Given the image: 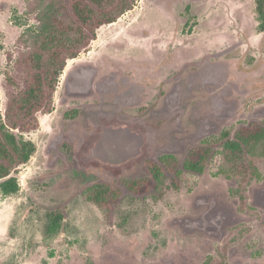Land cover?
I'll use <instances>...</instances> for the list:
<instances>
[{"label": "rangeland", "instance_id": "obj_1", "mask_svg": "<svg viewBox=\"0 0 264 264\" xmlns=\"http://www.w3.org/2000/svg\"><path fill=\"white\" fill-rule=\"evenodd\" d=\"M255 1L138 0L98 30L68 62L53 112L26 135L37 151L18 172L20 191L0 192V264H264V159L245 210L231 193L237 182L216 175L218 156L203 175L182 167L205 139L264 121ZM28 4L0 0V113L7 54L37 24ZM109 129L134 134L121 155L108 144L121 162L92 156ZM164 155L178 160V177L167 174L158 192L124 189ZM94 183L123 190L110 210L84 200ZM56 209L64 230L47 241L46 213Z\"/></svg>", "mask_w": 264, "mask_h": 264}, {"label": "trees", "instance_id": "obj_2", "mask_svg": "<svg viewBox=\"0 0 264 264\" xmlns=\"http://www.w3.org/2000/svg\"><path fill=\"white\" fill-rule=\"evenodd\" d=\"M28 17L37 24L29 26L19 37L16 48L7 54L2 87L4 112L0 113V192L11 196L20 191L17 178L21 167L37 151L26 138L40 129V118L53 112L60 78L68 61L77 59L97 40V32L116 23L134 10L138 0H27ZM258 29L264 34V0L255 1ZM1 99V93H0ZM76 114V111H74ZM68 117V113L64 115ZM218 156L217 176L236 181L231 191L247 209V186L259 176L257 162L264 159V121L242 123L237 130L225 129L218 136L205 139L189 151L182 162L183 170L203 175L210 160ZM179 162L173 155L161 156L148 163L150 177L124 184L136 194L162 189L167 174L178 177ZM122 189L94 183L83 192L85 201L101 209H111L120 199ZM48 226L45 240L56 239L64 230V209L46 213ZM209 257L205 264H217Z\"/></svg>", "mask_w": 264, "mask_h": 264}, {"label": "water", "instance_id": "obj_3", "mask_svg": "<svg viewBox=\"0 0 264 264\" xmlns=\"http://www.w3.org/2000/svg\"><path fill=\"white\" fill-rule=\"evenodd\" d=\"M130 133H132L130 130L122 131V130L109 129L107 132L104 133L105 138L98 145V147L96 149L95 148L92 149V156L94 155V156L99 157L101 159L110 160V161H114V162H121L123 160V158L111 157V156L107 155V152L109 150L108 144L111 145L113 143L114 146L112 147V149L114 151L118 152L119 155H121L122 154V147H121L122 144L121 143L122 142H128L126 139L127 138L129 139V135L130 136L132 135ZM132 139H133V137H132ZM129 140L131 141V139H129ZM133 143L134 142L132 141L129 143V145L133 146ZM132 148H134V147H132Z\"/></svg>", "mask_w": 264, "mask_h": 264}, {"label": "flooded vegetation", "instance_id": "obj_4", "mask_svg": "<svg viewBox=\"0 0 264 264\" xmlns=\"http://www.w3.org/2000/svg\"><path fill=\"white\" fill-rule=\"evenodd\" d=\"M74 61V60H71V62ZM70 62V61H69Z\"/></svg>", "mask_w": 264, "mask_h": 264}, {"label": "crops", "instance_id": "obj_5", "mask_svg": "<svg viewBox=\"0 0 264 264\" xmlns=\"http://www.w3.org/2000/svg\"><path fill=\"white\" fill-rule=\"evenodd\" d=\"M75 60V59H74ZM71 61V60H70ZM69 62V61H68Z\"/></svg>", "mask_w": 264, "mask_h": 264}]
</instances>
